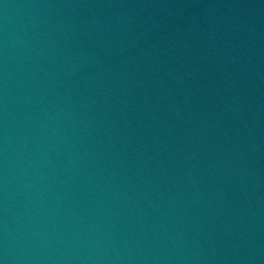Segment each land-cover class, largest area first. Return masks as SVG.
<instances>
[{
	"label": "water",
	"instance_id": "1",
	"mask_svg": "<svg viewBox=\"0 0 264 264\" xmlns=\"http://www.w3.org/2000/svg\"><path fill=\"white\" fill-rule=\"evenodd\" d=\"M0 264H264V0H0Z\"/></svg>",
	"mask_w": 264,
	"mask_h": 264
}]
</instances>
